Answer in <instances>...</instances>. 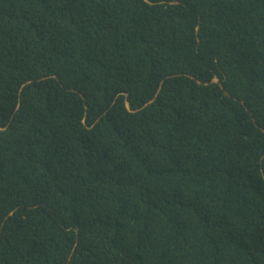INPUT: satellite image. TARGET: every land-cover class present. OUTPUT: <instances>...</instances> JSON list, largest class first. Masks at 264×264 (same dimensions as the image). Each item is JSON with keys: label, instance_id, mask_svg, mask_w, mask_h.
Segmentation results:
<instances>
[{"label": "trees", "instance_id": "1", "mask_svg": "<svg viewBox=\"0 0 264 264\" xmlns=\"http://www.w3.org/2000/svg\"><path fill=\"white\" fill-rule=\"evenodd\" d=\"M0 264H264V0H0Z\"/></svg>", "mask_w": 264, "mask_h": 264}]
</instances>
